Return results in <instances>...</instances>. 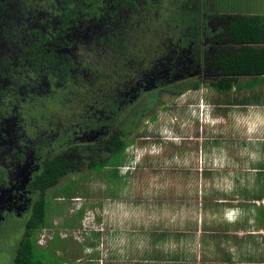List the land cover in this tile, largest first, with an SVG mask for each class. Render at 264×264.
Wrapping results in <instances>:
<instances>
[{"label": "rangeland", "instance_id": "1", "mask_svg": "<svg viewBox=\"0 0 264 264\" xmlns=\"http://www.w3.org/2000/svg\"><path fill=\"white\" fill-rule=\"evenodd\" d=\"M156 13L166 40L156 41L158 67L143 92L96 97L99 108L89 105L85 118L71 108L62 115L72 135L53 152L78 166L47 192L38 246L63 264H264V92L248 109L228 105L225 116L226 105L209 86L221 77L211 57L234 48L222 36L227 23L264 9L258 0H167ZM1 33L0 23V52ZM250 91L232 93L243 99L254 96ZM79 94L82 107L85 92ZM145 130L148 137L140 138ZM115 135L131 143L126 161L99 176L91 163L111 155ZM114 170L118 179L110 176ZM71 181L82 194L56 195ZM19 189L0 218V264H14L40 196ZM232 207L241 219L229 224L223 215Z\"/></svg>", "mask_w": 264, "mask_h": 264}, {"label": "trees", "instance_id": "2", "mask_svg": "<svg viewBox=\"0 0 264 264\" xmlns=\"http://www.w3.org/2000/svg\"><path fill=\"white\" fill-rule=\"evenodd\" d=\"M165 1L4 0L1 5V32L11 52L0 57V194L16 186L40 193L14 264L64 263L51 248L38 246L51 203L47 192L78 166L53 152L72 135L62 115L70 114L71 108L78 118H85L89 105L99 108L93 102L96 97L143 92L142 83L158 67V44L166 40L163 21L155 15ZM154 36L162 39L150 45ZM222 36L234 48L211 57L221 77L209 86L224 105L248 109L250 100L264 92V16H236ZM240 77L252 80L242 86ZM246 89L254 96L237 99L232 93ZM81 91L82 107L75 103ZM226 106L221 113L228 116L231 108ZM139 135L145 138L148 132ZM130 145L113 136L107 146L111 155L92 162V171L105 176L102 169L108 165L123 158L125 163ZM110 173L118 179L117 170ZM61 192L68 198L82 194L74 181L56 195ZM259 212L264 221V210Z\"/></svg>", "mask_w": 264, "mask_h": 264}, {"label": "flooded vegetation", "instance_id": "3", "mask_svg": "<svg viewBox=\"0 0 264 264\" xmlns=\"http://www.w3.org/2000/svg\"><path fill=\"white\" fill-rule=\"evenodd\" d=\"M1 34H2V37H3V41H4V43H3L4 44V48H3V50L0 53L10 54L11 51L9 50L8 45H7L8 39H6V37H4L3 33H1ZM21 187H23V186H21ZM23 188H25V187H23ZM27 190L31 191L32 193H39L38 191H34V190H31V189H27ZM18 193H20V189H19V186H16L13 189L12 188L10 189L9 194L5 195L3 193L2 196L0 194V218H3L4 219V215H3L4 209L3 208L6 207L7 204L11 201V198L15 197V195H17ZM1 200H3V201H1ZM33 206H34V204H33ZM33 206H32V208H33ZM31 215H32V211H31ZM0 220H2V219H0Z\"/></svg>", "mask_w": 264, "mask_h": 264}, {"label": "clouds", "instance_id": "4", "mask_svg": "<svg viewBox=\"0 0 264 264\" xmlns=\"http://www.w3.org/2000/svg\"><path fill=\"white\" fill-rule=\"evenodd\" d=\"M239 208L234 207V208H230L228 209L226 216L228 218L229 221L235 222L238 220V218L241 216V214L239 213ZM230 213H234V217L231 218L230 216L228 217V215H230Z\"/></svg>", "mask_w": 264, "mask_h": 264}, {"label": "crops", "instance_id": "5", "mask_svg": "<svg viewBox=\"0 0 264 264\" xmlns=\"http://www.w3.org/2000/svg\"><path fill=\"white\" fill-rule=\"evenodd\" d=\"M258 3H259V6H262L263 9H264V0H262L261 2H259V0H258ZM251 16H252V15H251ZM261 16H264V15H261ZM232 208H234V207H232ZM237 208H238V207H237ZM228 209H230V208H226V210H225V212H224V215H223L225 222H226V223H229V224H234L235 222L240 221L241 217H239L238 220L235 221V222L229 221L228 218H227V216H226V213H227ZM262 209H263V208H261V210H262ZM262 230L264 231V228H262ZM263 231H262V233H264ZM262 239H263V241H264V234H263V236H262Z\"/></svg>", "mask_w": 264, "mask_h": 264}]
</instances>
